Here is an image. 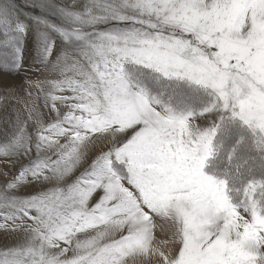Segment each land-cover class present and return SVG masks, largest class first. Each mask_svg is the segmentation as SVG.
<instances>
[{
	"label": "snow or ice",
	"instance_id": "1",
	"mask_svg": "<svg viewBox=\"0 0 264 264\" xmlns=\"http://www.w3.org/2000/svg\"><path fill=\"white\" fill-rule=\"evenodd\" d=\"M30 33L0 264H264V0H2L0 86Z\"/></svg>",
	"mask_w": 264,
	"mask_h": 264
},
{
	"label": "rangeland",
	"instance_id": "2",
	"mask_svg": "<svg viewBox=\"0 0 264 264\" xmlns=\"http://www.w3.org/2000/svg\"><path fill=\"white\" fill-rule=\"evenodd\" d=\"M63 2L71 3V0H63ZM0 3H2V0H0ZM27 3L28 0H18V5L22 9L26 7ZM31 43L32 37L30 33L28 38L29 46L24 51L23 69L19 74L4 76L3 84L0 86V140L5 138L8 130L7 119L14 110L23 108V102L29 98L28 93L31 92L34 96L39 94L38 89L31 87L30 83H38L53 77V74L47 68L36 62ZM25 162L22 161L21 163ZM19 166V164L10 166L6 160L0 159V172L7 174V177L0 176V184H3L6 178L10 179L15 175ZM17 239L16 235L0 232V248L14 244Z\"/></svg>",
	"mask_w": 264,
	"mask_h": 264
}]
</instances>
